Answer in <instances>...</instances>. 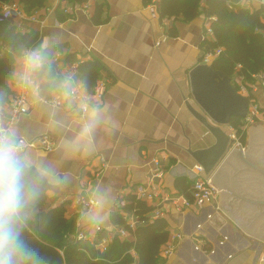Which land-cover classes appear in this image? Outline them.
<instances>
[{"label": "crops", "instance_id": "obj_1", "mask_svg": "<svg viewBox=\"0 0 264 264\" xmlns=\"http://www.w3.org/2000/svg\"><path fill=\"white\" fill-rule=\"evenodd\" d=\"M158 1L99 0L90 16L80 12L70 20L61 13H49L43 25L26 24L21 30H38L42 40L51 38V47L55 53L62 51L66 63V54L81 61L100 60L104 69L96 84L110 81L102 100L90 107L100 108L102 117L87 153H69L64 148L88 119V112L82 114L79 107L59 109L36 101L14 128L18 137L28 140L43 135L51 138L54 150H27L56 173V180L50 182L56 190L48 193L54 205L66 204V216L77 220L79 231H91L92 236L95 225L86 218L82 198L101 201L97 209L110 217L111 225L101 227L114 232L119 226L112 222L116 203L126 201L134 187L145 185L157 170L154 160L163 172L160 179H154L155 185L163 193H177L181 190L176 188L177 179L192 181L196 165L186 149L205 148L214 142L186 107L187 101L197 107L190 94L189 71L211 51L203 42L213 19L202 14L187 22L183 17L161 20L159 11L153 15ZM241 1L236 10L264 6V0ZM21 61L22 56L17 57L14 73ZM255 79L249 94L264 112V71ZM15 83L13 76L8 99L17 91ZM67 86L71 87L63 75L61 92ZM222 195L218 203L221 216L210 221L207 218L213 211L209 205L184 211L167 203L159 205L166 212L170 234H183L179 240L171 239L177 249L163 264H264V242L221 207ZM148 203L154 209L158 206ZM126 239L131 241L133 235Z\"/></svg>", "mask_w": 264, "mask_h": 264}, {"label": "trees", "instance_id": "obj_2", "mask_svg": "<svg viewBox=\"0 0 264 264\" xmlns=\"http://www.w3.org/2000/svg\"><path fill=\"white\" fill-rule=\"evenodd\" d=\"M11 0H0L2 3ZM29 12L41 10L50 0H18ZM74 1V0H72ZM86 0H76L77 3ZM152 3L153 0H145ZM241 0H159L160 19L183 17L192 21L205 15L213 19L211 29L214 38L203 42L212 51L222 49L219 57L211 61L216 70L223 71L231 79L239 76L243 81L255 84V76L264 71V6L252 10H236L235 5ZM42 41L40 31L30 29L21 31L12 22L4 20L0 10V103L8 100V87L13 78L17 57L24 51L37 47ZM55 48L48 51L49 64L40 74L42 93L50 95L54 91L61 92L63 75L51 62ZM68 63L79 61L80 79L90 92L103 72V64L98 59L81 61L74 54H66ZM53 79L54 81L48 82ZM64 89H67L65 87ZM231 125L236 130L240 141L245 144L247 130L243 129L242 118H234ZM193 181L178 178L176 188L187 196ZM50 190L56 187L49 182L43 185L42 196L37 211L30 224L31 232L28 239L40 248L48 260V264H162V250L170 237L169 223L165 217L151 219L154 206L147 201L139 200L129 194L126 198L125 210L132 211L140 220L141 225L132 228L120 211L112 215L113 224L124 226L133 235V239H121L116 235L108 244L106 251L97 248L89 241H79L76 219L66 216V204L54 205L49 196ZM104 230L99 237L108 235Z\"/></svg>", "mask_w": 264, "mask_h": 264}, {"label": "built area", "instance_id": "obj_3", "mask_svg": "<svg viewBox=\"0 0 264 264\" xmlns=\"http://www.w3.org/2000/svg\"><path fill=\"white\" fill-rule=\"evenodd\" d=\"M99 0H86L82 3L73 2L72 0H50L48 4L41 10H36L29 12L18 0H11L10 2L2 3L0 10L1 16L4 20L12 22L17 26L19 30H24L26 24H39L43 25L45 23V18L49 13H61L66 19L74 20V18L81 12L90 16L93 11L94 6ZM157 6V5H155ZM158 14V8H153V15ZM205 39L214 37L211 27H207ZM160 42H158V45ZM223 50L217 49L216 51H210L205 54L202 64L211 63L213 59L219 57ZM51 62L54 64L55 68L59 73L64 75V77L69 81L67 89H63L61 93L53 94L51 96L44 95L41 89L40 82V101L42 104L52 106L54 108L62 109H78L80 108L82 114H86L91 106L98 104L103 98L110 81L100 80L93 90L90 92L84 83L78 78L79 71V61L75 63H66L63 60L62 51H59L53 55ZM23 57V55H22ZM233 85L238 90L239 93L248 96L250 98V106L248 111V116L243 118V129L247 130L249 126L255 125L261 119L264 121V112L260 109L258 102L253 99L249 94V87H254V84L243 81L242 77H235L232 79ZM17 91L4 103H0V127L14 129L17 121L21 116L28 115L30 111L35 106L36 100L29 90L23 89L18 86ZM264 87V80L262 81ZM263 117V118H262ZM228 134L231 138L235 139V147L243 145L240 141L236 130L232 125L227 126ZM25 144L27 149L31 148H41L44 150L52 151L55 148V144L52 142L48 135H43L38 138L28 140L23 137H19ZM245 147V145H243ZM154 164L157 166L155 173L147 177V182L145 185H138L131 189L129 193L135 195L139 200L147 201L151 203H157L155 209L151 212V219H162L166 216V212L159 210V205L162 203L171 204L177 211L190 210L194 207L204 208L205 206H211V212L208 215V220H213L215 216H221L222 211L218 207L219 200L221 198V190L213 183L212 173L206 175L203 166L197 164L193 168V184L189 190V196H187L183 191H178L177 193H163L154 182V179H160L162 176V170L159 165L158 160H154ZM82 206L84 207L86 213L94 211L101 205L99 199H81ZM126 201L120 200L116 203V210L120 211L124 217L126 224L132 228L136 227L137 223H140L139 218L132 212L126 211L125 208ZM154 205V204H153ZM198 227L201 228V225ZM93 231L95 236H92L91 231H78L75 236L79 241H89L94 244L97 248H101L103 251L107 250L108 244L111 240L118 235L121 239H126L129 236V231L125 229L124 226H118L114 229V232H109L108 235L104 237H99V234L103 231L101 226H94ZM183 238L182 233L170 234L169 240L165 243L162 250V264L164 260L172 256L177 247L172 244V240H179ZM171 241V242H170ZM261 261L264 263V255L261 256Z\"/></svg>", "mask_w": 264, "mask_h": 264}, {"label": "water", "instance_id": "obj_4", "mask_svg": "<svg viewBox=\"0 0 264 264\" xmlns=\"http://www.w3.org/2000/svg\"><path fill=\"white\" fill-rule=\"evenodd\" d=\"M190 94L197 107L187 101V110L209 131L214 142L205 148H188L195 163L222 192L221 207L258 240L264 242V192L253 174L264 179V123L250 129L249 146L235 147L227 126L234 118L248 116L250 98L236 90L232 79L211 63H199L189 71ZM249 171H248V170Z\"/></svg>", "mask_w": 264, "mask_h": 264}, {"label": "clouds", "instance_id": "obj_5", "mask_svg": "<svg viewBox=\"0 0 264 264\" xmlns=\"http://www.w3.org/2000/svg\"><path fill=\"white\" fill-rule=\"evenodd\" d=\"M54 41L44 37L40 44L23 53L13 74L19 87L29 90L39 102L40 74L49 64L48 51ZM102 110L93 107L74 138L66 141L69 153H87ZM54 169L34 159L24 142L11 128L0 127V264H48L41 249L28 239L45 182H54ZM103 207V205H102ZM93 225L110 227V217L97 209L87 214Z\"/></svg>", "mask_w": 264, "mask_h": 264}, {"label": "flooded vegetation", "instance_id": "obj_6", "mask_svg": "<svg viewBox=\"0 0 264 264\" xmlns=\"http://www.w3.org/2000/svg\"><path fill=\"white\" fill-rule=\"evenodd\" d=\"M248 170V169H247ZM249 171V170H248ZM259 176L258 174H253V177L255 178V185L258 183V185H261L263 189L260 188V192H264V179L262 177H257Z\"/></svg>", "mask_w": 264, "mask_h": 264}, {"label": "rangeland", "instance_id": "obj_7", "mask_svg": "<svg viewBox=\"0 0 264 264\" xmlns=\"http://www.w3.org/2000/svg\"><path fill=\"white\" fill-rule=\"evenodd\" d=\"M263 118V117H262ZM257 123H264L263 119H261L259 122ZM250 128V127H249ZM247 128V135H246V141H245V144L246 146H249L248 143H249V135H250V129Z\"/></svg>", "mask_w": 264, "mask_h": 264}]
</instances>
